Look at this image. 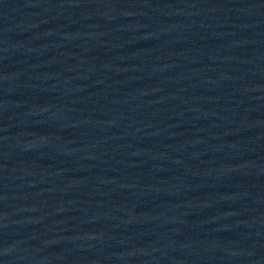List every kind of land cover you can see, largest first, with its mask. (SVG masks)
Here are the masks:
<instances>
[{
	"label": "water",
	"instance_id": "obj_1",
	"mask_svg": "<svg viewBox=\"0 0 264 264\" xmlns=\"http://www.w3.org/2000/svg\"><path fill=\"white\" fill-rule=\"evenodd\" d=\"M0 264H264V0H0Z\"/></svg>",
	"mask_w": 264,
	"mask_h": 264
}]
</instances>
